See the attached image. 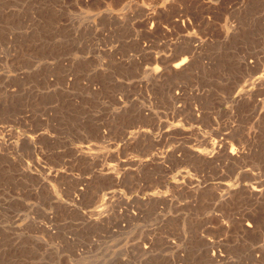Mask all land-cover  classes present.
<instances>
[{"label": "rangeland", "instance_id": "1", "mask_svg": "<svg viewBox=\"0 0 264 264\" xmlns=\"http://www.w3.org/2000/svg\"><path fill=\"white\" fill-rule=\"evenodd\" d=\"M258 75L264 0H0V264H264Z\"/></svg>", "mask_w": 264, "mask_h": 264}, {"label": "bare ground", "instance_id": "2", "mask_svg": "<svg viewBox=\"0 0 264 264\" xmlns=\"http://www.w3.org/2000/svg\"><path fill=\"white\" fill-rule=\"evenodd\" d=\"M153 19V18H152ZM151 24V23H150ZM178 25V24H177ZM149 32H151V31H149ZM150 34V33H149ZM189 48H191L190 46H189ZM191 49H193V48H191ZM191 49L189 50L188 48H187V50H189V51H191ZM185 50V49H184ZM189 51H187L188 53H189ZM183 54H180L179 56H177L169 65H168V67L167 68H169V69H171V71L173 70V71H175V72H181V71H183V70H185L186 68H187V66H188V58L189 57H187L186 56V54L184 53V52H182ZM187 53V54H188ZM177 55V54H176ZM190 60V59H189ZM168 69V70H169ZM165 70V68L163 69V71ZM153 71H154V73H152V75L156 78V77H161L162 75L164 76V74H169V75H179V74H183V73H160V70L159 69H154L153 68ZM162 72V71H161ZM180 77V76H179ZM256 80L258 81V82H261V81H263L264 80V77L262 76V75H258L257 77H256ZM217 142V141H216ZM209 149H210V152H208L209 153V156L208 157H210V158H214L217 154H219L222 150L224 151V144H223V142H221V141H218L217 143H209V145L207 146ZM235 150V149H234ZM234 150H230L229 152H227L228 153V156L229 157H231V158H237L239 155H241V154H238V152L236 151H234ZM200 152V151H199ZM225 152V151H224ZM204 153V152H203ZM221 154V153H220ZM200 155V154H199ZM224 155V154H223ZM203 156V155H202ZM200 157V156H199ZM222 157V156H221ZM216 158H218L217 156H216ZM219 158H220V156H219ZM205 159V158H204ZM229 159V158H228ZM152 159H146L144 162L147 164V163H150V162H152L151 161ZM209 160V159H208ZM214 160V159H213ZM212 160V161H213ZM236 160V159H235ZM136 161V160H135ZM142 161V162H143ZM204 162V161H203ZM123 164L122 163V161L120 162L119 161V164ZM127 164V163H126ZM115 167L117 166V165H114ZM111 167V166H110ZM109 167V168H110ZM108 169V168H107ZM114 169V168H113ZM115 171V170H114ZM113 173V172H112ZM115 175V174H114ZM112 176V175H111ZM116 179H118L119 178V176L118 177H116V176H114ZM115 179V180H116ZM254 190V189H253ZM257 189H255V191H256ZM83 192V189L82 188H78L77 189V192H76V194L77 195H80L81 193ZM257 193V192H256ZM247 227H250V225H246Z\"/></svg>", "mask_w": 264, "mask_h": 264}]
</instances>
